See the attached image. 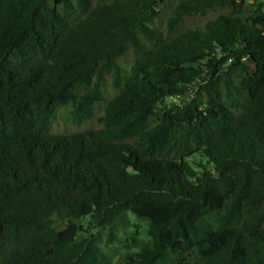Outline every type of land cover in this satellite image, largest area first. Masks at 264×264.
Instances as JSON below:
<instances>
[{"label":"trees","instance_id":"obj_1","mask_svg":"<svg viewBox=\"0 0 264 264\" xmlns=\"http://www.w3.org/2000/svg\"><path fill=\"white\" fill-rule=\"evenodd\" d=\"M257 1L174 0L159 26L166 0H0V264H264ZM128 215L146 236L113 259Z\"/></svg>","mask_w":264,"mask_h":264},{"label":"rangeland","instance_id":"obj_2","mask_svg":"<svg viewBox=\"0 0 264 264\" xmlns=\"http://www.w3.org/2000/svg\"><path fill=\"white\" fill-rule=\"evenodd\" d=\"M174 2V0H166L165 3H163L160 7V11L158 16L155 18L154 23L156 25H161L163 19L166 17L169 9V3ZM251 6L256 7H262L264 8V2L257 1V2H251ZM215 14V11L213 10H207L203 11L197 14H194L189 17H185L183 21L179 24V29H182L186 26H192L195 23H197L199 20L212 16ZM111 91H106L104 94V98L101 101H97L93 105V115L90 119H83L81 121H76L72 119L70 110L71 107L68 105H59L54 115L50 118L47 126V132L48 133H61V132H69L73 130H79L84 128L92 127L96 124V118L100 114L101 109L105 102L109 99L111 95ZM198 157H192L190 159V162H196L198 161ZM147 226L146 223L138 219L132 215H128L127 221L123 223L120 228L117 230L116 239L113 241V243L109 244V247H105L106 251H108L111 256H113V259H116L120 253H122L129 245L132 244V239L135 238H142L145 237V230ZM93 236L101 242L106 241L107 238V230L106 229H99V230H91L90 231ZM83 234V233H82Z\"/></svg>","mask_w":264,"mask_h":264},{"label":"built area","instance_id":"obj_3","mask_svg":"<svg viewBox=\"0 0 264 264\" xmlns=\"http://www.w3.org/2000/svg\"><path fill=\"white\" fill-rule=\"evenodd\" d=\"M180 102V96L179 95H173L165 97L162 101V106H173L177 105Z\"/></svg>","mask_w":264,"mask_h":264}]
</instances>
